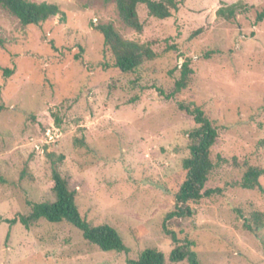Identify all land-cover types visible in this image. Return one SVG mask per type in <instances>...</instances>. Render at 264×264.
<instances>
[{
  "label": "rangeland",
  "instance_id": "rangeland-1",
  "mask_svg": "<svg viewBox=\"0 0 264 264\" xmlns=\"http://www.w3.org/2000/svg\"><path fill=\"white\" fill-rule=\"evenodd\" d=\"M27 1L61 15L21 27L0 7V264H129L146 249L172 264L164 228L194 242L199 264H264V20L255 21L264 0H184L166 20L140 5V33L114 2ZM238 2L246 10L233 20L214 14ZM107 24L158 58L121 73L95 30ZM185 61L188 86L169 98ZM180 102L217 129L204 190L220 192L165 222L194 127ZM49 154L63 156L58 172L80 216L113 228L125 251H101L64 222L19 223L33 205L55 201ZM248 167L263 171L260 190L240 187Z\"/></svg>",
  "mask_w": 264,
  "mask_h": 264
},
{
  "label": "trees",
  "instance_id": "trees-1",
  "mask_svg": "<svg viewBox=\"0 0 264 264\" xmlns=\"http://www.w3.org/2000/svg\"><path fill=\"white\" fill-rule=\"evenodd\" d=\"M103 2H114L123 24L140 33L143 26L136 13L138 6L144 5L149 17L166 20L171 17V12L178 10V6L184 0H103ZM0 7L15 17L21 27L39 25L52 17L61 15L57 5L44 2L0 0ZM243 10H246V7L238 2L218 8L214 14L217 18L231 21L235 19L236 13ZM255 15L256 22L264 20V7ZM95 30L102 35L104 46L113 57V66L123 74L134 73L145 62L158 58V55L148 45L124 39L110 24L96 26ZM198 33L200 30L195 32V35ZM4 43V40L0 38V48H4ZM5 72L7 73V71ZM192 73L189 62L185 61L180 68L179 77L174 83L173 93L168 96L169 98L186 89ZM178 109L191 117L194 127L184 133L190 141L189 156L182 161L185 177L174 195V210L167 213L165 222L174 218L183 219L192 216V209L186 206L188 203H197L203 198H209L220 192L219 190H204L209 174L215 168L210 158V152L218 138L217 129L204 111L196 107L193 102H180ZM48 158L51 162L52 192L55 195V201L33 205L32 211L27 216H20L19 223L25 229H29L32 224L39 220H45L48 223L64 222L79 230L87 242L97 246L101 251H125L119 234L113 228L108 225L92 226L78 213L75 204V192L68 189L66 180L58 172V165L63 162V156L49 154ZM262 174V170L248 167L242 174L240 187L244 190H260L259 178ZM255 220L259 222V217L256 216ZM245 226L251 230V227ZM164 230L175 244L169 253V262L172 264H199L198 257L193 250L195 246L193 241L184 239L180 243L174 233L165 228ZM129 264H165V260L160 252L154 249H146L140 253L137 260L130 261Z\"/></svg>",
  "mask_w": 264,
  "mask_h": 264
}]
</instances>
